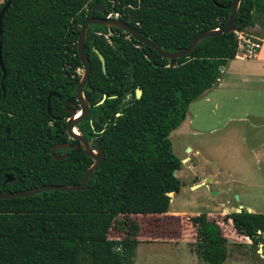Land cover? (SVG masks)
I'll use <instances>...</instances> for the list:
<instances>
[{
  "label": "trees",
  "instance_id": "1",
  "mask_svg": "<svg viewBox=\"0 0 264 264\" xmlns=\"http://www.w3.org/2000/svg\"><path fill=\"white\" fill-rule=\"evenodd\" d=\"M231 2L9 0L1 18L0 192L76 184L92 162L79 146L55 149L65 154L59 159L48 149L76 143L65 133L62 101L75 95V70L82 68L76 41L93 3L103 7L93 15L116 13L160 49L176 51L200 31L224 26ZM261 17L264 0H239L235 29L245 32ZM235 47L234 32L220 33L167 59L120 29L88 24L82 93L89 109L76 129L97 140L103 159L82 190L0 198V264H131L141 230L136 216L164 214L169 194L180 187L174 172L181 162L168 135L188 104L217 81ZM93 49L103 56L104 70ZM50 92L57 96H50L48 113ZM7 175L12 179L5 182ZM224 219L252 243L264 241V213L240 209ZM189 220L200 264H222L226 238L219 225L204 212ZM110 228L118 239L108 237Z\"/></svg>",
  "mask_w": 264,
  "mask_h": 264
},
{
  "label": "rangeland",
  "instance_id": "2",
  "mask_svg": "<svg viewBox=\"0 0 264 264\" xmlns=\"http://www.w3.org/2000/svg\"><path fill=\"white\" fill-rule=\"evenodd\" d=\"M247 61L234 59L237 64ZM243 71L244 66L236 73ZM238 74L232 81L237 89L226 92L215 106L203 96L195 98L181 123L170 131L171 151L181 164L174 173L180 187L169 194L168 210L187 214L163 218L158 228L164 234L169 230L170 236L162 234L157 239L161 242H150V235H156L150 219L136 217L141 223L138 238L142 242L134 248L131 264H182L179 243L184 242L190 250L195 246L188 216L201 212L215 220L226 238L222 264H264V241L252 243L234 231L229 219H224L225 214L247 211V207L251 209L247 212L264 213V122L258 118L264 115V102L262 96L241 89L245 81ZM119 236L110 228L109 238Z\"/></svg>",
  "mask_w": 264,
  "mask_h": 264
},
{
  "label": "water",
  "instance_id": "3",
  "mask_svg": "<svg viewBox=\"0 0 264 264\" xmlns=\"http://www.w3.org/2000/svg\"><path fill=\"white\" fill-rule=\"evenodd\" d=\"M238 2L239 0H232L229 15H228L227 21L224 26L220 28L200 31L199 33H197L195 36H193L190 39V41L185 47L179 50H176V51H164L160 49L150 39L140 36L138 32L131 25H129L128 23H126L125 21L117 17L116 18H113V17L105 18V17L93 15L94 11H97L99 13H102L103 11V7L101 4L93 3L89 11V16L85 18L80 24L79 34H78L77 41H76V50H77L79 62L81 63V66L83 69V72L75 85V99L79 105V111H78L79 114L77 115V112L75 113V111L71 109L68 111L70 115L65 120L66 135L71 139H76L79 144V145L75 144L72 147L79 146L82 152L86 156H88L92 160V162L84 170L79 182L76 184H69V185L44 184V185L34 186L31 188L22 189V190L5 191V192H0V198L22 197V196L32 195V194L45 191V190H58V191L82 190L91 172L94 171L96 167L101 163L103 159V152L99 148L97 140L93 139V141L90 144L87 141L86 137L80 134L76 129V124L79 123L87 115L88 109H89V105L82 95V87L84 83L87 81V78L89 75V64L83 54V44L85 41L86 26L88 24H96L100 26L114 27V28L120 29L121 31L125 32L129 37L134 39L135 41L152 48L160 57L167 58V59L178 58V57L188 54L192 50V48L204 37L215 36L220 33L234 32L236 30L234 26V19H235V15L237 12ZM8 5H9V0H6L4 4L2 5V7L0 8V41H1V32H2L1 18H2V14L4 13ZM93 51L95 52L100 62L101 69L104 70L103 56L96 49H93ZM0 67L3 72V66L1 64V56H0ZM134 92H135V98H138L140 95V89L135 88ZM53 95L57 96V94L53 92H50L46 96L45 107L48 113H49V98L50 96H53ZM67 102L70 103V100H65L63 102V105H65ZM73 114H75V116H73ZM68 146H69L68 143L54 144L49 147L48 152L53 158L59 159L61 157H64L65 154L56 155L54 154L53 151L58 148H67ZM185 149L188 150V148H185ZM11 179L12 177L10 175H7L4 181L5 182L10 181ZM236 211H239V210H236Z\"/></svg>",
  "mask_w": 264,
  "mask_h": 264
},
{
  "label": "crops",
  "instance_id": "4",
  "mask_svg": "<svg viewBox=\"0 0 264 264\" xmlns=\"http://www.w3.org/2000/svg\"><path fill=\"white\" fill-rule=\"evenodd\" d=\"M245 32L260 40V47L258 51L251 58H247L248 61L244 64L235 63V58L228 60L225 65L220 69V75L217 81L212 85V87L202 92L196 98L203 96L205 101L211 102V104L215 106L217 104V99L220 100L224 98L223 95H225L226 92L231 91L230 89L235 88V85L232 83L233 75L238 74L236 73V71L238 72L239 69L244 66V71L238 74L239 77L245 81V87H241V89L244 88L245 90H248L251 95L255 94L262 96L261 101L264 102V17L259 18L258 21L252 27L246 28ZM235 89H237V87ZM233 98L235 99V97ZM258 118H261V121L264 122V115L258 116ZM174 173L176 174V171ZM203 181L204 180L202 179L199 183ZM246 209L247 211H251L249 207H247ZM184 214L187 213H178L174 211H169L167 209L164 214L158 216H146L150 219L152 225H154V231L156 233V235L154 236L150 235V238H152L150 242H161L157 239L162 238L161 235L164 234V232L160 228H158V224H161L160 222L163 220L164 217L170 216L172 218H179V216H183ZM189 217L191 216H188V218ZM190 225L193 228L192 224ZM156 229L158 230L159 234H157ZM167 234H170L169 230H166L164 235L168 236ZM138 240L139 241L136 246L140 242H142L139 238ZM179 244H182L180 245V251L183 257L182 264H200V260H198L196 254L192 250H190V248L187 247L184 242H180Z\"/></svg>",
  "mask_w": 264,
  "mask_h": 264
},
{
  "label": "built area",
  "instance_id": "5",
  "mask_svg": "<svg viewBox=\"0 0 264 264\" xmlns=\"http://www.w3.org/2000/svg\"><path fill=\"white\" fill-rule=\"evenodd\" d=\"M105 18H116V13H108L104 16ZM236 39V47L233 58L243 60L251 58L255 55L260 47V40L244 31H234Z\"/></svg>",
  "mask_w": 264,
  "mask_h": 264
},
{
  "label": "flooded vegetation",
  "instance_id": "6",
  "mask_svg": "<svg viewBox=\"0 0 264 264\" xmlns=\"http://www.w3.org/2000/svg\"><path fill=\"white\" fill-rule=\"evenodd\" d=\"M81 69V70H80ZM80 71H82L83 72V69L82 68H76V70H75V72H76V74H78L79 75V78H80V74H82V72L80 73ZM79 80V79H78ZM86 83V82H85ZM84 83V84H85ZM84 86V85H83ZM82 90H83V87H82ZM134 94H135V92H134ZM82 95H83V93H82ZM65 100H70V103H66L65 105H63V102L65 101ZM62 106H63V109H64V112L67 114V116H66V118L70 115L69 114V110H74L75 111V113L76 112H78L79 111V105H78V103H77V101H76V99H75V95H74V97H73V99H69V98H64V100L62 101ZM76 106H78L77 108H76ZM73 116H75V114H73ZM66 118H65V120H66ZM83 120V119H82ZM81 120V121H82ZM80 121V122H81ZM64 130H65V124H64ZM68 137V136H67ZM69 138V137H68ZM69 139H71V138H69ZM72 140H76V139H72ZM88 141V140H87ZM93 141V139L92 140H90V141H88L90 144H91V142ZM69 144V146H73V145H75V144H77V145H79L78 144V141L76 140V143H73V144H71L70 145V143H68ZM68 146V147H69Z\"/></svg>",
  "mask_w": 264,
  "mask_h": 264
},
{
  "label": "bare ground",
  "instance_id": "7",
  "mask_svg": "<svg viewBox=\"0 0 264 264\" xmlns=\"http://www.w3.org/2000/svg\"><path fill=\"white\" fill-rule=\"evenodd\" d=\"M79 114V112H77V115Z\"/></svg>",
  "mask_w": 264,
  "mask_h": 264
}]
</instances>
